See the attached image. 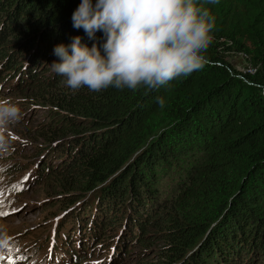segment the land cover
<instances>
[{"label":"trees","instance_id":"obj_1","mask_svg":"<svg viewBox=\"0 0 264 264\" xmlns=\"http://www.w3.org/2000/svg\"><path fill=\"white\" fill-rule=\"evenodd\" d=\"M79 2L0 0L2 90L31 85L57 108L42 132L61 140L39 157L70 161L52 180L65 205L59 219L96 197L83 213L99 212L104 246L127 224L130 242L161 244V264H264V78L235 70L223 52L230 42L250 53L246 39L264 67V0L202 2L215 24L191 74L154 89L100 91H73L46 70L56 44L75 35L92 43L72 27ZM76 248L71 237L58 241L54 264L72 261Z\"/></svg>","mask_w":264,"mask_h":264},{"label":"clouds","instance_id":"obj_2","mask_svg":"<svg viewBox=\"0 0 264 264\" xmlns=\"http://www.w3.org/2000/svg\"><path fill=\"white\" fill-rule=\"evenodd\" d=\"M202 2L216 0H80L72 27L83 29L92 43L75 35L56 44L52 70L73 91L154 89L187 76L203 66L215 24ZM157 103L163 107L164 98ZM20 119L16 103L0 100V158L8 154L9 130Z\"/></svg>","mask_w":264,"mask_h":264},{"label":"rangeland","instance_id":"obj_3","mask_svg":"<svg viewBox=\"0 0 264 264\" xmlns=\"http://www.w3.org/2000/svg\"><path fill=\"white\" fill-rule=\"evenodd\" d=\"M243 41L251 52L237 50L226 42L224 47H229L223 50L226 60L241 73L260 74L264 78V67L252 59L255 53L251 44L246 39ZM46 67V70L51 69V64ZM3 83H0V100L16 103L21 110V119L9 130L8 154L0 158V264H54L59 259L55 245L68 237L75 248L78 246L77 256L70 264H161L165 258L157 250L161 244L139 246L137 239L130 242L129 233L133 232L127 230V224L113 245L104 246L101 239L106 233L96 227L99 212L93 209L83 213L84 207L96 197L59 219L65 205L60 203L61 198H55L59 192L52 180L57 178L60 165L70 161H65L64 157L54 161L52 151L39 157L41 147L52 143L54 146L61 140L51 139L42 132L53 128L57 108L48 99H39L28 92L31 85L20 91L10 86L2 90ZM36 171L38 179L33 178ZM75 212L74 217H78L72 222L69 217ZM84 259L86 262L81 263Z\"/></svg>","mask_w":264,"mask_h":264},{"label":"water","instance_id":"obj_4","mask_svg":"<svg viewBox=\"0 0 264 264\" xmlns=\"http://www.w3.org/2000/svg\"><path fill=\"white\" fill-rule=\"evenodd\" d=\"M60 214H61V213H60ZM61 216H62V215H61ZM61 216H60V217H61ZM119 234H120V231H117V233L115 234V237H114L112 243H114V242L118 239Z\"/></svg>","mask_w":264,"mask_h":264}]
</instances>
